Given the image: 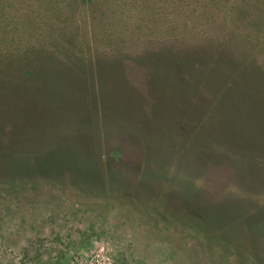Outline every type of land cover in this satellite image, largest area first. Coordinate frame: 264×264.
Instances as JSON below:
<instances>
[{"label":"rangeland","instance_id":"1","mask_svg":"<svg viewBox=\"0 0 264 264\" xmlns=\"http://www.w3.org/2000/svg\"><path fill=\"white\" fill-rule=\"evenodd\" d=\"M257 1L98 0L126 52L99 74L96 57L121 42L96 34L93 3L79 0L67 17L93 74L0 97V120L15 122H0V264H264ZM174 48L226 60L206 74L197 62L140 58Z\"/></svg>","mask_w":264,"mask_h":264},{"label":"trees","instance_id":"2","mask_svg":"<svg viewBox=\"0 0 264 264\" xmlns=\"http://www.w3.org/2000/svg\"><path fill=\"white\" fill-rule=\"evenodd\" d=\"M89 1L93 3L94 15L92 19L95 33L107 39L112 35L114 36L116 32L121 42L119 49L115 46L116 49L111 55H99L95 59L98 73L104 67H108L106 69L114 73L116 67L122 65L125 61L123 54H126V52L122 51L124 45L122 33L124 30L112 20L108 8L104 12L96 4L98 0ZM245 4L243 2L241 6L245 7ZM78 5L79 0H66L64 7H62L60 0H0V66L6 68V70L0 71V90L5 93L0 94L1 98L10 95L21 98L28 97L31 93L38 92L40 89L54 90V88L59 87V82L61 84L64 81L68 82V79H72L80 73L83 74L86 70L93 74L92 66L89 60L85 58L86 56L84 55L81 58L82 56L78 54V44L73 41L75 25L67 17V13H72L73 19V13H76ZM261 5L264 6V0L257 1L256 13H261L264 10ZM44 13H53L54 16L52 18L47 17ZM147 13H152V10L149 9ZM100 16H103L104 19L107 17L108 22L107 20L102 21ZM152 18L147 22L149 25ZM140 29L141 27L137 26L129 30L137 32ZM142 29H145V27ZM148 30H151V28L148 27ZM156 32L157 30H155ZM200 50L203 51V49ZM198 51L199 49L191 48L190 55L178 57L179 54L175 51V48L166 51L157 50L146 55H140V58L154 62L155 56H157L159 60L177 58L181 61L197 62L206 67L208 71L206 74H211L216 69L213 67L215 60H226V55L222 51L219 53L208 52V54L203 53L204 51L200 54ZM59 55H63V57ZM242 68H250V65ZM262 88L264 89V86ZM37 94L41 95L40 92ZM97 104L98 101L95 104L96 108L98 107ZM2 120H8L13 125L15 124L11 116H7ZM3 121L0 120V122ZM106 181L108 180L106 179ZM161 202H164V200L160 197V201L156 205L160 204L161 207L163 205ZM170 209L168 202L165 201L160 210L167 216ZM202 228L203 231L201 232L204 237L216 238L217 236L222 241L220 236L217 235L218 232L208 231L204 225ZM192 230L196 231L193 228Z\"/></svg>","mask_w":264,"mask_h":264},{"label":"built area","instance_id":"3","mask_svg":"<svg viewBox=\"0 0 264 264\" xmlns=\"http://www.w3.org/2000/svg\"><path fill=\"white\" fill-rule=\"evenodd\" d=\"M90 264H94V261H91Z\"/></svg>","mask_w":264,"mask_h":264}]
</instances>
